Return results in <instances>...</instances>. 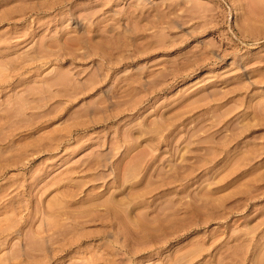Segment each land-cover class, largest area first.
<instances>
[{
  "label": "rangeland",
  "instance_id": "374dc122",
  "mask_svg": "<svg viewBox=\"0 0 264 264\" xmlns=\"http://www.w3.org/2000/svg\"><path fill=\"white\" fill-rule=\"evenodd\" d=\"M0 264H264V0H0Z\"/></svg>",
  "mask_w": 264,
  "mask_h": 264
}]
</instances>
